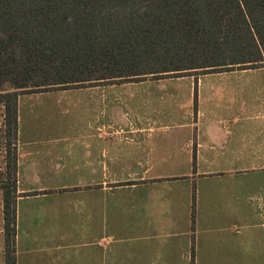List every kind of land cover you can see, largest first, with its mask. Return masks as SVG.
<instances>
[{"label":"crops","instance_id":"obj_1","mask_svg":"<svg viewBox=\"0 0 264 264\" xmlns=\"http://www.w3.org/2000/svg\"><path fill=\"white\" fill-rule=\"evenodd\" d=\"M249 75L263 77L264 69L188 74L181 104L184 76L158 80L174 92L160 101L184 112L158 120L128 117L132 104H147L121 94L141 84L57 90L92 96L84 103L92 117L75 134L40 126L53 91L20 95L15 264H215L212 254L242 264L251 238L221 222H243L240 192L250 189L247 221L264 229V153L251 137L256 123L243 116L252 107L243 90L255 88L228 80ZM206 80L213 86L205 90ZM0 228L5 264L1 193Z\"/></svg>","mask_w":264,"mask_h":264},{"label":"trees","instance_id":"obj_2","mask_svg":"<svg viewBox=\"0 0 264 264\" xmlns=\"http://www.w3.org/2000/svg\"><path fill=\"white\" fill-rule=\"evenodd\" d=\"M262 68L264 0H0L5 264H15L20 95Z\"/></svg>","mask_w":264,"mask_h":264},{"label":"rangeland","instance_id":"obj_3","mask_svg":"<svg viewBox=\"0 0 264 264\" xmlns=\"http://www.w3.org/2000/svg\"><path fill=\"white\" fill-rule=\"evenodd\" d=\"M264 69V68H262ZM234 71V70H233ZM180 77H170V78H161V79H155L147 77L144 80L140 82H133V83H123V84H141L143 85L140 90L131 91L126 90L124 94H121V96H124L126 98H135V100L140 101L141 103H146L147 105L143 107L142 105H131L130 110L127 109L128 117L134 118V117H154L158 120V118L166 119L169 117H182L184 116V112L182 111V108L179 106V110H175L171 106V102L166 98L164 101H160L159 97L163 93H169V87L166 88V86L162 83V88H158V80H164V79H176ZM194 78L190 76L184 75L183 78H181V81L179 82L178 89H179V96L180 99L178 100V103L181 104V98L185 97V91L190 87V84ZM199 82V79H197ZM203 79H201L202 81ZM221 80V79H220ZM228 80H236L237 83H240V80L243 82V86L250 88H255V90H243V97L247 98L248 103H251L252 107L247 110V113H244L243 116L247 117V114H249V118L251 121H253V124L256 123L257 127L251 126L250 130L252 132V139H256L258 145L260 146L259 153H264V76L263 77H256V76H246L242 78H230ZM227 79L225 81H228ZM207 81V80H206ZM203 83V81H202ZM202 88L205 90L208 87L213 86L206 82V84H202ZM97 85H103V84H97ZM120 85V84H115ZM261 86L262 88L259 89L256 87ZM200 87V86H199ZM5 89L11 90L10 86H6ZM164 89V90H163ZM72 90H74L72 88ZM57 91V90H56ZM56 91H53V94L47 95L49 98L47 99V103L49 104L48 109L44 116L45 122L41 123L40 126H44L45 124L49 128V133H54L56 135H62V134H75L80 132V124L81 120L86 117V121L88 118L92 117L90 109L91 107L87 106V104L84 105L87 101H90V98L92 97L90 94H87L88 100L84 99V95L80 94H61L56 93ZM173 93L174 92H170ZM35 95V94H34ZM37 97V96H35ZM40 97L30 99L29 101L33 104L31 106L39 105ZM134 103V102H133ZM245 101H243V108L245 107ZM131 104V103H130ZM195 104V103H194ZM197 105V100L196 104ZM194 106V107H195ZM39 108V107H38ZM218 108V107H217ZM225 113L220 112V115H224ZM194 116V114H193ZM3 106L0 104V173H3L5 170V162L6 159H4V152L2 148L1 141L2 135H3ZM259 125H258V124ZM253 131H256L253 133ZM259 132V133H258ZM156 133H160L157 132ZM174 133V131H173ZM256 133H258L256 135ZM170 134V133H168ZM12 143H15L12 141ZM14 146H11V149L13 150ZM11 150V154L12 151ZM11 156V155H10ZM258 165H264V157L258 158ZM263 175H260L257 177L258 181L263 178ZM221 192V191H219ZM253 193V190H250L245 193L244 191L240 192L241 200H242V206H240V210H242V218L243 222L235 221L228 223V222H221L222 227H225L226 225H236L239 230L244 234V237H250L251 238V246L248 247V250L242 254V264H264V229L260 227L259 222H250L247 221V218L249 214L247 211H250V203H249V197L248 195H251ZM231 204V202H229ZM230 206H227L225 213H229ZM225 215V214H224ZM227 220V219H226ZM1 229V228H0ZM258 237V238H256ZM217 250L215 248L213 251ZM3 241L1 236V230H0V264H3ZM218 256V258H217ZM239 257V255H237ZM211 257H214V260H217V263L215 264H224L225 260L222 257H219L218 254H212ZM241 264V263H238Z\"/></svg>","mask_w":264,"mask_h":264}]
</instances>
